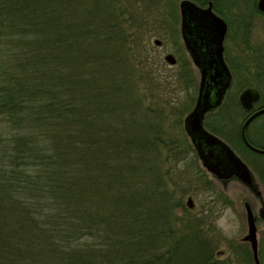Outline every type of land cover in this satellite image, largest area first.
I'll return each instance as SVG.
<instances>
[{
  "label": "trees",
  "instance_id": "trees-1",
  "mask_svg": "<svg viewBox=\"0 0 264 264\" xmlns=\"http://www.w3.org/2000/svg\"><path fill=\"white\" fill-rule=\"evenodd\" d=\"M106 6L0 0V264H221L199 232L179 233L185 206L136 135L143 117L96 100L92 71L115 75L126 43L113 40L131 34L116 12L100 25Z\"/></svg>",
  "mask_w": 264,
  "mask_h": 264
},
{
  "label": "rangeland",
  "instance_id": "rangeland-1",
  "mask_svg": "<svg viewBox=\"0 0 264 264\" xmlns=\"http://www.w3.org/2000/svg\"><path fill=\"white\" fill-rule=\"evenodd\" d=\"M105 1L111 8L106 6V10H102L110 21H99L100 25L111 29L114 18L111 19L110 14L112 16L116 12L115 23L119 27L120 35L121 26L126 29V35L131 34L127 38L128 41H123L124 38L113 40L114 46L117 43H126L124 54L120 49L118 51L123 59L119 69L120 63L117 65L115 75L108 69L103 83L102 73L92 71L91 74L101 75V81L97 83L96 100L99 102L104 99L108 104L126 103L132 111L143 117L139 120H143L146 127L149 122L154 126L151 129L141 125L136 135L143 141L140 132L146 131L145 139L147 144H151L148 149L152 144L156 145L158 162L163 163L160 175L169 190L177 197L180 196L183 201L185 210H177L179 219L175 223L178 230H181L179 233L192 235L199 232L202 246H210L213 258L221 264H254L250 244L242 240L248 232L244 203L254 202V196L239 182L225 184L214 178L203 167L184 130V119L192 109L198 94L200 75L187 54L182 51L183 45L178 36L169 37L165 27L161 25L166 19L165 14L163 15L164 4L174 2L176 6L178 0ZM256 1H250L249 17L255 20V26L251 28L249 42L252 50L260 55L258 49L264 45V19L257 17L252 11V5ZM167 21L169 22L168 19ZM176 28L179 30L178 24ZM156 38L163 41L162 46L154 44ZM261 52H264V49ZM168 53L177 57L176 66H170L164 60ZM261 56L264 57V53ZM256 60L259 63L264 61L261 58ZM181 65H187V68L183 70ZM88 69H91V66ZM109 78L114 81L119 91L115 92L109 88ZM91 89L93 88L90 87L89 90ZM112 122L115 123L113 120ZM166 146H174V151L179 156L168 151ZM258 146L264 147V139L258 142ZM246 154L249 159H255L258 163L259 168H255L256 171L262 170L264 158L247 152ZM144 183L148 186V179ZM188 197H192L194 201L193 209L186 204ZM258 217L259 254L261 264H264V218Z\"/></svg>",
  "mask_w": 264,
  "mask_h": 264
},
{
  "label": "flooded vegetation",
  "instance_id": "flooded-vegetation-1",
  "mask_svg": "<svg viewBox=\"0 0 264 264\" xmlns=\"http://www.w3.org/2000/svg\"><path fill=\"white\" fill-rule=\"evenodd\" d=\"M250 1L251 0H178L176 6L174 2H169L164 4L163 15L165 14L164 17H166V19L161 25L165 27L169 37L175 38L178 36V39L183 45V47H181L182 51L187 54L191 64L198 70L200 75V69L194 65L186 47L182 31V23L185 19L192 27L191 34H189L190 30H188V32L186 30L187 37L191 38L193 41H201L200 37L197 38L198 36L194 32L195 29H193V27L198 25L197 18L194 15V13H197L196 11H194V13L190 12L191 10L186 7V2L192 3L201 10L210 9L212 13L221 17L226 22L227 32L223 43V58L229 70V86L221 103L205 114L203 127L206 131L227 145L251 171L255 185L254 188H250L242 183L236 175H233L226 181H219L225 184L233 181L239 182L251 192L255 201H251V203L245 202L244 206L246 203L250 205L256 219V224H258V216L264 218V167L262 170L256 171L255 168H259L258 163L254 161L255 159H249L246 152L256 156H262L263 158L264 152L252 149L245 140L254 147L264 150V147L258 146V142L264 139V61L259 63L256 60L257 58H259V60L260 58L264 60V57L261 56V54L264 53L261 52V50L264 49V45L259 47L260 49L258 50H260V55H258L256 51L252 50V46L250 45L251 42H249L251 39V28L255 26L253 25L255 20H251L249 17V12L251 10ZM258 1L259 0L252 5V11L256 13L257 17L260 16L264 19V11L258 9ZM256 16L254 17L256 18ZM177 24L179 25V30L176 28ZM230 29L232 30L231 33ZM155 40L160 41V45L157 46L163 45L161 39L156 38L154 42ZM172 55L175 57L174 54ZM175 59L176 63L174 65L166 63L170 66H176L178 64V59L177 57H175ZM187 65H181L182 69L184 70L187 68ZM213 88L212 95H214L219 86ZM248 89L256 91L259 95L256 101L250 103V106H247V102H244L241 98L242 94ZM196 101L197 97L190 112L193 110ZM213 150L218 154L221 148L220 146H214ZM226 162L225 164L227 165L232 164L229 161ZM213 177L216 178L215 176ZM255 213L259 215L257 216ZM258 256L260 260L259 246Z\"/></svg>",
  "mask_w": 264,
  "mask_h": 264
},
{
  "label": "water",
  "instance_id": "water-1",
  "mask_svg": "<svg viewBox=\"0 0 264 264\" xmlns=\"http://www.w3.org/2000/svg\"><path fill=\"white\" fill-rule=\"evenodd\" d=\"M187 9L197 18L198 25L193 27L194 32L201 41H193L186 35V30L191 34L192 27L185 19L182 23V31L185 38L186 47L191 55L195 66L200 69V84L196 104L191 112L184 119V130L196 150L197 156L203 167L218 180L226 181L236 175L242 183L254 188L253 177L248 166L235 153L217 137L206 131L203 127L205 114L214 107H217L229 86V70L223 58L224 39L227 32L226 22L210 9L201 10L190 2H186ZM194 9V10H193ZM258 9L264 11V0L258 1ZM156 45H160L159 40H155ZM165 61L174 65L176 59L172 54L165 55ZM212 95L213 87H218ZM259 95L251 89L246 90L241 98L250 103L256 101ZM263 112V111H262ZM260 113V112H259ZM246 143L254 150L264 152V150L254 147L247 140ZM214 146H220V153L213 150ZM210 147V148H208ZM226 161L232 164H225ZM187 206L191 209L195 204L192 197L187 198ZM248 232L243 237V241L250 244L254 263L261 264L258 256L257 224L252 209L248 203L245 204Z\"/></svg>",
  "mask_w": 264,
  "mask_h": 264
}]
</instances>
